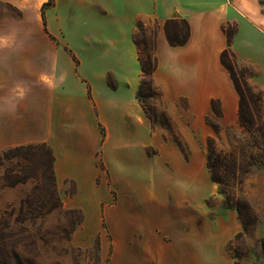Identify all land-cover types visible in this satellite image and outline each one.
Segmentation results:
<instances>
[{
	"label": "crops",
	"instance_id": "0c3cea01",
	"mask_svg": "<svg viewBox=\"0 0 264 264\" xmlns=\"http://www.w3.org/2000/svg\"><path fill=\"white\" fill-rule=\"evenodd\" d=\"M172 18L188 20L190 38L185 45L172 46L159 30L155 85L168 105L185 98L190 111L203 120L214 116L211 101L218 100V136L233 135L241 128L240 97L220 60L228 47L222 28L238 25L230 47L254 69L252 86L264 92V0H53L45 22L42 18L46 50L0 53L1 71L36 73L30 76V89L43 107L36 110L43 122L38 140L53 150L58 186L75 181V195L65 203L83 211L82 226L88 233L100 232L102 202H110L106 212L115 239L112 264H196L198 245L212 244L213 231L198 228L194 214L198 181L212 186L206 165L202 163L204 177L199 179L193 156L186 157L152 128L138 99V23L163 24ZM20 105L26 114L27 105ZM6 114L2 102L0 125ZM170 115L176 121L172 111ZM101 124L107 132L103 161L118 192L114 205L105 186L97 183ZM180 131L193 150L190 138ZM206 132L212 134L209 128ZM149 147L158 153L150 156ZM222 224L218 233L223 247L242 226L234 210Z\"/></svg>",
	"mask_w": 264,
	"mask_h": 264
},
{
	"label": "rangeland",
	"instance_id": "374dc122",
	"mask_svg": "<svg viewBox=\"0 0 264 264\" xmlns=\"http://www.w3.org/2000/svg\"><path fill=\"white\" fill-rule=\"evenodd\" d=\"M42 7V0H0V53L8 56L13 55L8 53H43L46 50ZM143 22L139 38L144 35L151 42L156 24L153 20ZM226 26L230 30L234 24ZM65 50L69 52L67 47ZM229 60L241 79L242 70L250 65L238 59ZM8 61L6 57V63ZM33 75L36 73L20 69L0 70V104L4 102L10 114L0 125V264H112L115 239L106 212L110 202H102L99 233H88L82 226L83 221L78 224L80 214L71 212L74 208L65 203L75 195L76 184L68 179L59 187L57 180L56 183L53 180L51 164L42 144L50 145L38 140V128L43 122L36 110L42 106L31 97L33 81L30 76ZM146 100L145 109L140 103L147 117L146 111L153 115L158 110L172 123L170 129H165L149 119L152 128L161 132L168 143H174L186 157L193 156L199 179L204 177L200 172L202 163L207 167L212 186L198 181L194 214L198 228L213 231V236L210 247L198 245L196 264H264V165L255 161H264V104L253 124L241 125L238 132L223 137L218 136V115L213 108L214 116L203 120L190 111L185 98L176 106L164 102L162 92L155 98H149L146 93ZM21 102L27 105L26 114H21ZM215 107L218 110L220 104L216 103ZM180 128L193 143V150ZM208 128L212 131L210 135H206ZM99 129L102 139L96 157L97 183L105 186L114 205L118 192L103 161L102 144L107 132L102 124ZM209 137H214L221 152L212 158L220 183L213 180L208 167ZM175 140H179L181 146ZM157 153V148H148L150 156ZM230 210L235 211L242 230L222 247L218 229L223 227V218ZM200 237L198 234V240Z\"/></svg>",
	"mask_w": 264,
	"mask_h": 264
},
{
	"label": "trees",
	"instance_id": "16d2710c",
	"mask_svg": "<svg viewBox=\"0 0 264 264\" xmlns=\"http://www.w3.org/2000/svg\"><path fill=\"white\" fill-rule=\"evenodd\" d=\"M52 3L53 0H49L42 7V18L44 22H45V9L51 6ZM154 23L156 24V29L153 31V37L151 39V42H149L144 35L143 38H139V33L142 31V28L144 27L143 21H140L138 23L137 31L134 37L135 42L139 49V59L142 68V80L140 83V88L138 90V99L142 103L144 109L146 107V102H147L146 93L148 94L149 98H155L161 96V92L156 87L153 78L154 72L158 66V61L155 54V46H156V37L158 35L159 30L160 29L164 30L168 42L172 46L185 45L190 38V32H191L190 24L188 20L184 18L168 19L163 24L159 23L158 21H154ZM233 24L234 27L230 30L227 28L226 25H224L222 28L228 38V47L221 53L220 60L222 65L230 73L235 89L239 94L240 97L239 120H240V124L246 127L254 123V121L256 120V118L254 119L255 116L259 117V115L261 114V107L264 104V92L262 90L254 88L250 83L249 78L255 73L252 67L250 66L245 67L244 70H242L241 72L242 78L240 79L235 72L234 65L229 60L230 58H232L235 61L237 60L236 55L234 54V52L230 47L231 41L238 29V25L236 23ZM216 103H219L218 100L213 99L211 101L212 108L214 109L216 114L220 116L222 114V111L220 107L218 110L216 109L215 107ZM146 113L148 114V117L152 122L157 123L161 127L165 129H170L172 127V123L169 117L165 113L158 110L155 111V114L153 115L148 113L147 111ZM213 127L217 131V127L216 126ZM174 142H176V144L181 146V142L179 140H175ZM42 145L43 148L45 149L46 156L50 161L51 174L53 180L56 183V175L54 169L55 157L53 151L51 147L48 146L47 144H42ZM207 146H208L207 147L208 167L212 172L213 180L217 183H220L221 182L220 177L215 171L216 165L212 163L213 156H216L219 153H221L216 146L214 137L208 138ZM255 161L258 162L259 164L264 165L263 159H255ZM70 211L78 212L80 214V219L78 221V224H81L84 218L82 211L76 208L71 209ZM262 253L264 255V242L262 244Z\"/></svg>",
	"mask_w": 264,
	"mask_h": 264
}]
</instances>
